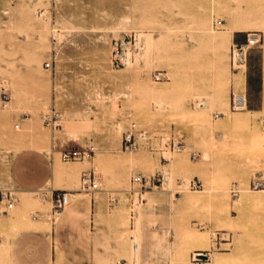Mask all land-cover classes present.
Here are the masks:
<instances>
[{"label": "rangeland", "instance_id": "374dc122", "mask_svg": "<svg viewBox=\"0 0 264 264\" xmlns=\"http://www.w3.org/2000/svg\"><path fill=\"white\" fill-rule=\"evenodd\" d=\"M37 24L42 50L34 46ZM252 30L262 39L235 69L233 45ZM224 31L231 39H212ZM126 33L132 41L117 67L115 39ZM250 67L262 76L256 111L233 106L234 93L245 94L238 76ZM159 71L165 76L157 80ZM52 107L62 114L60 129L42 121ZM31 118L38 128L20 134ZM132 122L163 130L182 149H122ZM44 136L50 141L41 146ZM91 142V157L60 158V148ZM29 148L55 154L41 187L22 185L12 172ZM70 167L72 177L57 172ZM84 170L95 172L98 189L83 188ZM154 174L159 180L149 186L133 181ZM258 174L264 0H0V187L18 196L0 213V264H192L197 250L209 252L208 264H264V188L251 186ZM51 188L79 194L54 215ZM243 189L252 201L241 199Z\"/></svg>", "mask_w": 264, "mask_h": 264}, {"label": "built area", "instance_id": "2783aa9c", "mask_svg": "<svg viewBox=\"0 0 264 264\" xmlns=\"http://www.w3.org/2000/svg\"><path fill=\"white\" fill-rule=\"evenodd\" d=\"M130 37V38H129ZM262 39V34L258 30H252L248 32L246 40L243 42H237L232 48V64L235 69L241 68L247 61V54L250 48L258 44ZM131 33H126L123 37L115 39L116 54L114 58L115 65L120 67L124 65L122 61V53H124L125 46L131 42ZM121 48V53H120ZM120 54V55H118ZM46 67L51 68L53 65V58L45 61ZM164 72H157L155 78L160 80L164 77ZM246 104V96L242 97L241 94L234 93L233 106L239 107L238 104L243 102ZM217 112L216 115H219ZM42 121L51 129H60L63 127V117L59 110L52 107L50 111L45 112L42 115ZM18 127V124H17ZM121 147L124 150H136L142 147H147L150 150L164 151L169 148L170 150L180 151L183 147L182 142H177L171 138H167L163 130L141 128L136 122H132L122 134ZM96 151V145L91 142L87 145H70L60 149V158L63 161L85 159L91 157ZM195 157L196 154H193ZM164 159H168L163 155ZM159 178L156 175L144 176L135 175L133 181L138 182L141 186H149L153 182L158 181ZM198 181H194L193 185H198ZM233 191H238V184H233ZM82 186L84 189L96 190L99 188V182L95 176L93 170H84L82 172ZM251 186L253 188H264V175L258 174L251 180ZM52 197V213L59 215L63 212L65 207L71 201L70 192L67 189L51 188ZM18 201V196L14 188L0 187V213L9 212L13 209ZM210 259L209 252L205 250H197L193 253L191 258L192 264H208ZM119 264H128L126 260H119Z\"/></svg>", "mask_w": 264, "mask_h": 264}, {"label": "crops", "instance_id": "0c3cea01", "mask_svg": "<svg viewBox=\"0 0 264 264\" xmlns=\"http://www.w3.org/2000/svg\"><path fill=\"white\" fill-rule=\"evenodd\" d=\"M226 31L221 32L220 36L223 40L231 39L224 37ZM222 40V42H223ZM261 75H258L250 67L245 74V94L247 98V107L250 110L256 111L261 109V100L263 99L262 89H261ZM241 118V116H240ZM59 142V141H57ZM61 144V142H60ZM54 148L57 145H53ZM61 147V146H59ZM61 149V148H60ZM51 159H55V154L52 156L48 155L46 152L39 151L33 148L26 149L14 159L13 164V175L22 185L30 188L41 187L43 184L47 183L49 177L53 174V163ZM76 167H70L69 169L58 170L60 174H64L68 177H72L74 174L68 175V172L73 169L76 172ZM42 189V188H41ZM67 189V188H59ZM74 197L79 193H71ZM25 199V198H24ZM23 199V200H24ZM89 201V200H88ZM86 201V202H88ZM49 203V201L46 200Z\"/></svg>", "mask_w": 264, "mask_h": 264}, {"label": "bare ground", "instance_id": "6f19581e", "mask_svg": "<svg viewBox=\"0 0 264 264\" xmlns=\"http://www.w3.org/2000/svg\"><path fill=\"white\" fill-rule=\"evenodd\" d=\"M39 21H42V20H39ZM36 22V21H35ZM208 22H207V20H205V25H208L207 24ZM41 24V23H40ZM42 25V24H41ZM45 28V27H44ZM33 30H34V34L38 37V39L36 38V39H34L35 41H34V46L36 47V49L38 50V49H41L42 50V47H41V45H40V42L41 41H44V40H46V37H45V35H44V33H43V31H42V29H41V26H39V24H37V25H34L33 26ZM33 33V32H32ZM231 34H232V32H226L224 35H226V36H224V37H228V38H230L231 37ZM33 37V36H32ZM212 39H215V40H217V41H219L220 43H222V40H223V37L222 36H212ZM151 40V39H150ZM150 40H148V41H150ZM152 41V40H151ZM151 41H150V43H151ZM218 42V43H219ZM11 54V53H10ZM38 55V54H37ZM10 56V55H9ZM127 56H128V53H127ZM126 59V61L127 62H130V59H129V56H128V58H125ZM13 61H15V60H10L9 59V61L7 62V64L9 65V66H11L12 64H13ZM14 65V64H13ZM245 70V69H244ZM243 69H241V71L240 72H243L244 71ZM239 73V72H238ZM238 78H240V80H241V82H243L244 83V81H245V79H244V76L243 75H239L238 76ZM43 93V92H42ZM41 93V94H42ZM34 95H36L37 96V94H34ZM36 96H34V97H36ZM241 96L242 97H245L246 95L245 94H241ZM40 96H38V98H39ZM247 99V98H246ZM37 100V99H36ZM239 105V107H237V108H246V106H247V103L245 104L244 103V101L243 102H240V104H238ZM237 118L238 119H241L239 116H237ZM10 119H7V120H5L4 122H3V126H7V122L9 121ZM230 120V118H227V122ZM18 128H19V126H18ZM38 128V124L36 123V120L35 119H26V121H25V123L23 124V128H22V130H21V133L20 134H25V132H29V133H32L33 131H35L36 129ZM38 134V133H37ZM32 135V134H31ZM34 135V134H33ZM42 140H39L38 141V143H39V145H41V146H46V144H48L49 143V141H50V138L48 137V136H44L43 138H41ZM45 149V148H44ZM208 158V157H207ZM131 160V159H130ZM75 173V170H73V169H71L69 172H68V175H71V174H74ZM97 181H98V179H97ZM45 190V189H44ZM244 190V189H243ZM50 191V190H49ZM45 195V194H44ZM70 196H72V194H70ZM46 197V196H45ZM44 197V198H45ZM241 199H243V200H246V201H252V195H250L249 194V192L248 191H246V190H244L243 191V193H242V196H241ZM46 200L47 201H49L50 202V195L48 194L47 195V197H46ZM30 203H31V200L29 199V198H25L24 199V204H26V206H28V205H30ZM33 204V203H32ZM44 205H45V207L49 204L48 202H45V203H43ZM26 206H25V209H27L26 208ZM14 210H16V209H14ZM63 214V213H62ZM19 217V216H18ZM34 217H37V215H35ZM24 219L25 218H23V216H22V218H17V221H24ZM27 224V223H26ZM27 226H29L28 224H27ZM30 227V226H29ZM7 244V243H6ZM3 245V244H2ZM5 246H7V245H5ZM8 247V246H7ZM4 250H5V248H4ZM8 252V251H7Z\"/></svg>", "mask_w": 264, "mask_h": 264}]
</instances>
